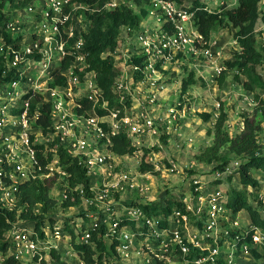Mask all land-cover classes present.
I'll list each match as a JSON object with an SVG mask.
<instances>
[{"label": "built area", "instance_id": "built-area-1", "mask_svg": "<svg viewBox=\"0 0 264 264\" xmlns=\"http://www.w3.org/2000/svg\"><path fill=\"white\" fill-rule=\"evenodd\" d=\"M70 3L75 11L71 15L73 23L77 18L76 10L84 8L88 27L87 14L94 9L87 2L44 0L47 9L43 20L35 27L37 38L22 42L10 35L12 42H7L0 35V55L4 58L0 82V213L16 208L17 192L23 183L32 180L43 183L51 177H55L54 184L63 180L59 195L52 197L59 201L58 215L51 217L53 220L45 218L39 225L40 231L35 221L19 218L21 209H17L16 220L9 221L10 226L3 234V240L9 242L8 250L0 252L3 261L11 257L14 259L11 264H86L71 241L89 242L91 230L103 223L107 229L103 239L114 243L115 255L122 264H156L158 261L164 264H264V231L256 227L250 217L244 222L237 219V212L228 205V193L219 183L224 177L239 178V160L214 169L208 179L207 175L193 176L191 191L183 194L181 206L172 208L169 215L148 213L139 205L141 202L119 205L113 199L114 194L133 191L146 195L150 187L146 182L147 171L116 170L132 154L114 152L113 137L122 133L133 146L135 140L146 139L153 147L160 134L176 132L175 124L184 110L170 105L163 112L157 107L160 101L172 99L166 97L170 76L164 70L171 67L176 70L189 55H195L198 60H211L219 55L197 30L194 11L178 0L104 1L101 8L106 10L122 6L138 8V11L142 8L146 11L144 17L154 18L156 23L152 29L141 23L136 30L121 27L117 49L113 52L114 67L118 69L110 102L96 83L94 72L85 71L88 64L80 34L86 28L73 26V23L63 26L68 37L74 35V30L78 31L73 43L61 35L60 26L69 16L63 11ZM258 9L264 12V0L259 1ZM27 10L31 11L32 5H28ZM167 24L171 32L165 28ZM14 26L10 20L6 21L7 28L13 30ZM45 42L47 46L43 45ZM53 52L58 61L56 67L51 63ZM67 54L73 58L61 71L66 77L65 83L51 85V74ZM35 55L40 58L36 59ZM215 68L216 74L223 69L219 65ZM34 70L37 72L31 74L34 77L28 75ZM49 72L51 80H41ZM36 94L40 100L31 110ZM44 102L50 104L51 124L46 133L36 124ZM59 150L84 169L91 195H84L82 185H69L70 174L60 162ZM48 153L51 158L42 166L41 158H47ZM141 163L161 169L153 151L141 158ZM174 167V163L163 164L167 173L173 172ZM247 188L249 192L258 193L251 186ZM67 190L81 194V203L63 207L61 202L67 197ZM259 204L258 210L263 214L264 193L259 194ZM68 209L85 213L84 219L79 217L78 229L67 228L62 214ZM39 210L40 206L35 205L34 212ZM88 217L90 221H85ZM64 240L76 252L74 255L66 250L60 257L59 243ZM254 252L260 256L255 258Z\"/></svg>", "mask_w": 264, "mask_h": 264}, {"label": "trees", "instance_id": "trees-1", "mask_svg": "<svg viewBox=\"0 0 264 264\" xmlns=\"http://www.w3.org/2000/svg\"><path fill=\"white\" fill-rule=\"evenodd\" d=\"M81 2H87L88 5L94 10L88 13L89 26L81 32V38L83 42V49L86 54L87 68L85 71L92 70L95 74V80L98 86L103 90L104 97L110 102L112 100V86L114 84L117 70L114 67L113 52L117 49V39L120 33V29L123 26H128L131 30H136L142 17L145 16L146 11L140 9L136 12L133 8L122 6L114 10H106L101 8L105 0H78ZM139 1V0H137ZM179 1V0H178ZM229 1V0H227ZM260 0H236L230 5L228 3L221 4L218 9L209 10L200 0H192V4L189 10L194 11V24L197 27L199 33L203 36L204 41L208 44L210 36L214 29L231 28L233 29L232 36L237 43V52L235 53V59L227 60L224 62L225 68L222 69L219 75L216 77V81L219 86L223 85L225 80L226 71L229 69L239 68L241 73L245 76V79L240 81L242 87L250 93H255V97L258 98L257 89L264 88V78L257 73L256 66L261 63L263 59L262 52L256 48V30L255 24L259 18H264V13H261L258 9ZM31 2V0H0V35L4 37L7 42H12L11 36L3 30V24L5 20V14L3 8L6 4L14 5L16 7H25ZM75 11L71 9V3L67 6L63 14H69L68 19L64 21V25L60 26L61 35L64 39L67 38L69 43H73L77 30H74V35L68 37L63 32V26H68L73 23L71 15ZM165 28L171 32L170 25H166ZM17 47V44H15ZM36 59L40 58V55H35ZM73 55L67 54L62 60L60 67L53 71L51 85L63 84L66 81V77L61 74V71L69 66L70 59ZM140 62V59H138ZM4 66V58L0 55V82L2 79V71ZM194 71L190 70L185 78L181 82V91L185 92L188 86L194 82ZM10 77V76H9ZM8 77V78H9ZM257 92V93H256ZM40 100L39 95H35V99L32 100L31 110L36 107V102ZM85 102V101H84ZM219 114L214 122L213 126V139L212 143L205 148L203 155H199V159H203L207 162L222 161V155L220 150L226 146L228 151L235 153L236 155H245V161L242 162L238 169L239 181L243 185L242 189L231 188L228 193V205L234 212H238L243 208L247 209L249 217L252 223L264 231V216L258 210V206H253L248 200V186L257 190L259 187V181L254 177L255 170L264 172V154L255 153L257 147L256 135L263 129V116L256 117V115L262 111L255 109V114L243 119V128L237 135L229 137V135L223 129L224 121L227 117L223 105H219ZM50 104L48 102L43 103V107L40 109L36 124L47 132L51 121L49 119ZM259 115V114H258ZM257 115V116H258ZM202 119L207 120L211 115L207 112L200 114ZM112 149L118 154H133L136 147L131 144V141L125 134H118L113 137ZM60 162L69 172L68 183L71 187L82 185L84 189V195H91L88 184L89 179L86 177L85 171L80 167L77 162L71 157L67 156L63 151L59 150ZM51 158V153H48L47 158H41L42 166ZM222 168L221 164L217 165ZM151 165L141 163L140 170L145 172L151 169ZM55 177L46 179L43 183L32 180L23 183L17 192V206L12 211H5L0 213V252L5 253L9 248V242L4 239V232L10 226V222L16 220L17 209H21L18 216L25 220L35 221V226L38 231L39 225L48 216V212L55 206L56 200L49 194V190L53 184ZM231 180V177H229ZM81 194L74 191L67 190V197L61 202L63 207H70L81 203ZM40 206L39 212H34L35 205ZM144 211L152 214L164 213L169 215L173 207H180L181 201L172 203L166 201L163 204L160 201H145L139 204ZM8 220V221H7ZM106 227L103 223H100L98 227L91 230L89 242H74L71 241L73 249L80 254L81 259L86 264H102V258L104 253H115L114 243L110 244L103 239V235L106 232ZM71 234L73 232L71 231ZM111 251V252H110ZM255 258L260 255L254 252ZM53 255L59 258L58 255ZM14 259L8 257L1 264H11ZM122 264V263H120ZM156 264H164L162 261H158Z\"/></svg>", "mask_w": 264, "mask_h": 264}, {"label": "rangeland", "instance_id": "rangeland-1", "mask_svg": "<svg viewBox=\"0 0 264 264\" xmlns=\"http://www.w3.org/2000/svg\"><path fill=\"white\" fill-rule=\"evenodd\" d=\"M235 1L236 0H229L228 2L235 3ZM28 5H32L31 11L27 10ZM28 5H26L25 7H16L14 5L6 4L4 6L3 12L5 14V20L3 28L6 29L7 32H9V35L12 36V32H10L12 29L6 27V21L9 19H20V23L23 20H30L31 18L38 21L43 20V13L47 9L46 6H44V0H31ZM211 9L215 10L214 8ZM134 10L138 12V8H134ZM76 11L77 18H74L73 26H78L83 29L87 28L85 26V13L87 11L84 8H79ZM20 23L16 24L15 28H21L23 24ZM262 31V29L258 30V35L256 37V48L262 52L263 59L261 63L256 66V71L264 78V34H262ZM14 34L16 35L17 33L15 32ZM34 37L37 38L36 35H34ZM229 40H231L230 37ZM43 45L47 46L48 44H46L45 42V44ZM237 49V44H226V46L222 49V54L220 53L224 58L219 59L220 64L218 65L224 69V62L227 60L235 59V53L237 52ZM224 50L226 51L224 52ZM59 57L60 55H57V58ZM188 58L190 59V63H192L195 61L194 59L196 57L195 55H189ZM199 60H202V63H204L207 59L199 58ZM52 65L53 67H56L57 62L56 64ZM190 66H188L186 62H183L179 65V67H176V70H172V67L170 68V70H164V72L166 74L169 73L170 76L167 81H172L177 85H180L187 73L192 70V66L199 68L197 69V71L193 70L195 73L194 82L188 86L185 92H182L181 90L179 91V89H181V86H178V90L172 91V99H166L164 101H160L159 104H157V107H160L163 112H165L170 105H176V108L184 110L185 117L183 116L182 118L184 120L182 122L179 120L175 124L177 128L176 132L160 134V136L157 138V142L153 147L150 146V140H135V153L132 154V157L126 158L123 162L124 164H120L118 167H116V170H120L123 168L129 169L133 172H135L136 170L141 171L139 170V160L141 158H144L148 154V152L153 151L157 158V163L161 167V169L156 170L155 168L151 167V169L146 170L149 173L146 182L150 183L152 189L156 187V189L158 188V190H165V198L163 197L164 201H162L163 204H165L166 201L177 203V201H180L182 192L188 194L189 191H191L193 176L197 174L202 176L207 175L208 179L214 169H219L216 168L218 167V164H221L223 168L229 163L236 160L241 161V163L245 161V155H236L235 153H231L228 151L226 146L222 147L220 150L222 161L219 160L207 162L203 159L198 158L199 155H203L205 148L212 143L213 135L209 133H212L213 131L214 122L216 121L219 114L220 104L223 105V108L227 113V117L223 124V129L229 135V137L240 133L243 128V119L245 117L252 116V114H255V109L257 107H260L258 110L262 109V111L259 112V115L257 114L258 116L256 115V117H264V88L256 90L258 92H256L258 98L255 97V93L247 92L240 84V81L244 80L245 76L241 73L239 68L235 67L234 69L227 70L223 85L219 86L215 79L219 75V73L216 74L217 68L214 69L215 73H212L213 69L204 72L203 64H200L199 66L192 65L191 68ZM181 67H183L184 69H182ZM32 73L37 72H35V70L30 71V74L28 75L34 77V75H31ZM50 74L51 72L44 74L41 80H51ZM213 80H215V82H213ZM202 112H207L211 116L207 120H204L200 116ZM262 120L263 122L261 123L263 125V129L256 135L257 147L255 149V153L264 154V118ZM182 131H184L183 137L189 138H182L183 140L178 139ZM174 133H176V135L178 136L176 137L177 145L173 142H170V137L172 138L174 136L172 134ZM191 136H193V138H191ZM173 163L176 165L173 172L167 173L166 171H164L163 164L165 166H170ZM253 174L254 177L259 181V187H257L258 193H264V172L255 170ZM210 177H212V175ZM219 183L221 184L220 187L226 191H229L231 188H243V185L239 182L237 177L236 179L232 180L228 179V177H224V181H220ZM62 187L63 180H57L55 184L53 182L49 190L50 196H58L60 193V188ZM258 193L249 192L248 189V200L253 206H260ZM119 198L120 196L118 194L113 195V199L115 202H118ZM132 202L134 203L135 201H131L130 203ZM59 205L60 204L58 201L55 206L48 212V215L51 216H47V219L53 220V218L51 217L58 215ZM62 215V217L66 218L65 221L68 229L72 227L78 229L80 227L81 220L79 217H82L83 219L85 218V213L80 209H68L64 211ZM235 216L240 222H244L248 219L249 214L247 212V209L243 208L239 212H237ZM262 216H264V212ZM86 219L87 220L85 221H90L89 217ZM68 250L69 252H72L73 255L76 253L69 247ZM77 254L80 256L78 252ZM2 262L3 259L0 253V264ZM102 264H120V262L117 260L115 253H104Z\"/></svg>", "mask_w": 264, "mask_h": 264}, {"label": "crops", "instance_id": "crops-1", "mask_svg": "<svg viewBox=\"0 0 264 264\" xmlns=\"http://www.w3.org/2000/svg\"><path fill=\"white\" fill-rule=\"evenodd\" d=\"M179 1L181 2V4L183 6L188 7V8L192 4V0H179ZM200 1L204 5H206V7L209 10H212L211 8L218 9V7L221 4H223L224 2L225 3H228V5H230V3L227 0H214V1H211V0H206V1L200 0ZM9 20L11 22H13L15 25L18 24V23H20V19H17V20L9 19ZM40 22L41 21H38V20L32 19V18L30 20H26V21L23 20V21H21V23L23 24V26H21V28H15V26H14V29L10 31V32H12V37H18V39H20L22 42L29 41L31 39V37L33 38L34 35H35V33L37 32V31H35V27H36V25H39ZM24 24H26V25H24ZM155 24H156L155 23V19L154 18H151V17H147L146 16V17H143L142 20H141V25L142 26H146L147 28H151L152 29V28L155 27ZM259 24H260V26H259ZM260 29L263 30L262 31V34H264V18H259L257 20L256 24H255L256 36L258 35V30H260ZM233 31L234 30L231 29V28H221V27H218V28L214 29V31H212L209 42L212 45V49L214 51H218L219 52V55H220V56L218 55L219 57L217 56L215 58V56H214L211 60H208L207 59L204 63H202V60H198L196 58L194 59L195 61L192 62V63H190V59L189 58L185 59V61H183V62H186L188 64V66H190V65L191 66L192 65H198L199 66L200 64H203V71L204 72L210 71V69H213V72L212 73H215L214 72L215 66L218 65V64H220V60L219 59L220 58H224V57L221 56L222 49L226 46V44H231V43L237 44L236 41L234 40L233 36H232ZM15 32L17 33L16 35L14 34ZM121 36L122 37H120V38H121V41H122L123 40V36H124V31L123 30L121 32ZM229 37H230L231 40H229ZM53 45H54V43H53V41H51V46H53ZM225 51L226 50H224V52ZM55 55H56L55 52H53V56H52V60H51V63L52 64H56V62L58 63L57 59L54 58ZM191 66H190V68H191ZM52 67H53V65H52ZM181 68L184 69L183 67H181ZM197 69H199V68L192 66V70L197 71ZM213 82H215V80H213ZM178 86H181V84L180 85H177L175 82L167 81V93H166V97L167 98L172 97L173 96L172 95L173 94L172 91L173 90H177V87ZM183 116L185 117V115H181V117H180V121L181 122L184 120V119H182ZM182 132L180 133V137H178L176 135V133L172 134L174 136L172 138L170 137V139H171L170 142L171 143L173 142V143H175L177 145V143H176V137H178V139L189 138V137H183L184 131H182ZM191 138H193V136H191ZM238 180H239V178H238ZM149 185H150V183H149ZM183 194L184 193L182 192L181 197L183 196ZM119 196H120V198H119V200L117 202V204H119V205L128 204L131 201H136V202H141V203L145 202L146 200H148V201H160V202H162V201H164L163 197L165 196V190L164 189L158 190V188L156 189V187L152 189V186H150L149 187V191L147 192L146 195H141L138 192L133 191V192H125L123 194H120ZM59 244L61 246V249H60V257H61V256H63L66 253V250H68V245H67V243H66L65 240L63 242H60Z\"/></svg>", "mask_w": 264, "mask_h": 264}]
</instances>
